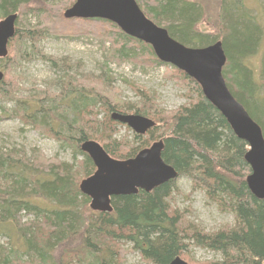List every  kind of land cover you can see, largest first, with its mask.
I'll return each mask as SVG.
<instances>
[{
	"label": "trees",
	"instance_id": "obj_1",
	"mask_svg": "<svg viewBox=\"0 0 264 264\" xmlns=\"http://www.w3.org/2000/svg\"><path fill=\"white\" fill-rule=\"evenodd\" d=\"M51 1L0 0V21L18 14L9 54L0 58V70L5 74L0 98L15 100L16 110L28 124L84 159L76 164L34 162L23 153L0 150V234L15 239L0 244V264H120L130 252H137L149 264H170L192 247L220 255L209 264H264V199L257 198L247 184L251 173L245 159L248 143L234 133L201 86L169 64L167 76L170 72V78L190 93L187 104L166 112L158 108L153 96L141 90L136 91L141 97L137 104L111 98L104 92L113 80L108 63L129 60L143 67L163 63L151 45L125 34L108 20L66 19L64 12L76 0ZM136 1L148 18L188 47L222 41L227 56L225 81L264 134V91L245 64L264 38V19L243 0H221L218 33L213 34L198 28L205 12L197 1ZM28 15L37 17L35 26L23 25ZM47 37L95 38L102 49L109 43L103 74L78 77L67 72L64 60H55L39 50V43ZM27 49L62 72L55 82L58 92L48 89L30 101L16 97L21 89L13 76L9 81L11 56L20 58L21 54L25 58ZM113 112L140 114L156 125L146 135L134 134L131 142L119 140L116 134L123 124L112 119ZM160 139L164 141L163 160L179 176H188L193 190L204 191L219 211L232 214L233 224L207 232L187 221L173 206V195L180 194L176 180L149 192L115 196L110 213L90 209V198L81 193L79 185L96 167L81 144L94 140L110 156L123 160L135 157ZM25 215L33 218L24 220Z\"/></svg>",
	"mask_w": 264,
	"mask_h": 264
},
{
	"label": "rangeland",
	"instance_id": "obj_2",
	"mask_svg": "<svg viewBox=\"0 0 264 264\" xmlns=\"http://www.w3.org/2000/svg\"><path fill=\"white\" fill-rule=\"evenodd\" d=\"M60 1L62 0H52L51 2L57 4ZM192 1L200 3L205 12L204 18L199 23V30L217 34L221 0ZM243 2L254 13H258V17L264 19V0H243ZM24 19L23 25L32 27L38 23L37 17L31 15L26 16ZM109 47L110 44L107 43L106 49H102L95 38L89 37L80 39L47 37L39 43L41 52L53 57L55 60H64L68 64L64 69L78 77L82 74L93 77L101 76L104 72L103 67L106 65ZM26 51L29 54L25 58L21 54L20 58L15 56V59L13 58L14 55L11 56V60H13L10 63L9 81L13 80V76L15 78L14 83L17 85L19 83L18 86L21 89L16 97L24 101H30L32 96L41 95L48 89L54 93L58 92L55 82L62 72L52 68L47 60L39 55L33 54L28 49ZM1 64L3 63L0 62ZM245 64L253 71L258 86L264 91V38L258 51L245 59ZM107 65L113 80L111 87L104 88V92L111 95V98L117 97L123 103L137 104L140 102L141 97L136 94V91L141 90L146 95L153 96L158 108L166 112L175 111L189 102L190 93H188V89L180 85L172 76L170 78V72L168 73L169 77L167 76L169 71L166 67L167 64L163 63L156 67L152 65L143 67L142 64L135 65V63L126 60L123 62L113 61ZM19 112L20 110H16L15 100L7 101L3 100L2 97L0 98L1 151H17L23 153L26 159L34 162L62 161L76 164L84 159L82 155H74L70 147L63 146L53 136L38 130L34 125L28 124ZM128 128L125 125L118 126L119 131L116 138L119 140L126 138L127 141L131 142L136 133ZM176 184L180 194L173 195V206L184 213L187 221L194 223L207 232H214L223 226L234 223L233 215L219 211L217 205L207 199L204 191L193 190L192 181L188 176H179L176 179ZM43 204L47 207L52 206V204L46 202ZM32 218V216H24V220ZM7 236L0 234V244H5L9 240L11 242L15 241L14 237L10 239ZM186 255L182 258L189 264H209L220 259L219 254L202 247H192ZM120 264L149 263L143 261L137 252H130Z\"/></svg>",
	"mask_w": 264,
	"mask_h": 264
},
{
	"label": "water",
	"instance_id": "obj_3",
	"mask_svg": "<svg viewBox=\"0 0 264 264\" xmlns=\"http://www.w3.org/2000/svg\"><path fill=\"white\" fill-rule=\"evenodd\" d=\"M66 19H105L116 24L125 34L152 46L158 59L172 65L193 78L202 88L205 97L227 119L234 133L249 145L245 159L251 173L247 177L250 191L264 199V134L261 126L231 93L223 68L227 56L222 41L206 47H188L174 39L164 27L157 25L140 8L136 0H76L68 8ZM18 14L0 21V58L9 54V43L16 35ZM0 70V83L4 79ZM112 119L128 126L136 134L145 135L156 122L140 114L113 112ZM164 141L158 140L129 159H116L104 147L87 140L81 150L88 154L96 167L95 172L81 181V193L90 198V208L97 212L113 211L112 198L137 194L179 177L174 167L162 158ZM170 264H189L180 256Z\"/></svg>",
	"mask_w": 264,
	"mask_h": 264
}]
</instances>
